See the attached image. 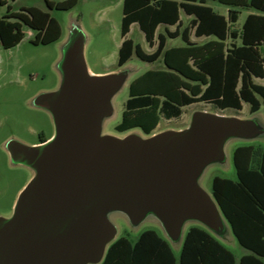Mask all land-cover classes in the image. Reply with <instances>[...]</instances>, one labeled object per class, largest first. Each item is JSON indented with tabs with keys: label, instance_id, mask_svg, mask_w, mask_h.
I'll return each instance as SVG.
<instances>
[{
	"label": "water",
	"instance_id": "water-1",
	"mask_svg": "<svg viewBox=\"0 0 264 264\" xmlns=\"http://www.w3.org/2000/svg\"><path fill=\"white\" fill-rule=\"evenodd\" d=\"M85 44L72 24L56 64L58 88L32 100L51 116L53 135L35 145L5 144L11 163L33 175L11 214L0 216V264H100L116 240L115 214L133 228L157 221L172 244L182 242L187 223L226 239L229 224L200 179L209 166L225 164L229 141L263 137L264 125L196 110L182 129L104 134L130 72L92 74Z\"/></svg>",
	"mask_w": 264,
	"mask_h": 264
},
{
	"label": "trees",
	"instance_id": "trees-1",
	"mask_svg": "<svg viewBox=\"0 0 264 264\" xmlns=\"http://www.w3.org/2000/svg\"><path fill=\"white\" fill-rule=\"evenodd\" d=\"M14 1V0H12ZM47 10L9 4L0 17V46L11 48L24 37L23 26L37 32L34 44H49L61 37V27L48 10H69L78 0H44ZM227 7L226 15L206 5V0H123L118 67L135 54L144 62L161 59L163 68L148 70L129 84L119 133L139 129L151 135L161 118H178L195 103L213 104L220 110H241L249 105L256 113L264 102V0H212ZM241 10L248 13L238 27ZM180 12L191 18L182 28ZM136 23L146 41L156 48L146 53L126 38ZM165 26L155 37L158 26ZM167 26H176L170 32ZM211 37L204 44L190 40ZM180 38L178 47L167 48L168 39ZM236 180L215 177L212 197L231 232L247 253L236 263L235 255L201 226L184 235L176 259L169 243L154 230L140 234L135 243L118 237L100 264H264V151L238 146L232 155Z\"/></svg>",
	"mask_w": 264,
	"mask_h": 264
},
{
	"label": "rangeland",
	"instance_id": "rangeland-1",
	"mask_svg": "<svg viewBox=\"0 0 264 264\" xmlns=\"http://www.w3.org/2000/svg\"><path fill=\"white\" fill-rule=\"evenodd\" d=\"M14 1L3 0L4 3L12 7V12L18 11L21 8L20 5L35 6L47 10L44 0ZM122 4L123 0H78L77 4L69 10H48L61 27V37L57 41L49 44H34L37 32L23 26L24 37L16 46L11 48L0 46V216L11 214V208H13L20 191L33 175L31 169L11 163L5 144L14 139L25 145H35L39 143V134L43 133L46 137L53 135L51 116L47 111L34 107L32 100L40 93L58 88L60 74L56 69V64L60 59L61 47L67 40L72 24H78L86 35L84 56L92 74L103 75L121 69H128L130 72L124 86L113 98L114 114L104 122L103 133L115 136H124L130 132L143 134L139 129L119 133L115 127L121 121L124 104L129 97L131 81L148 70L163 68V63L161 59L154 63L144 62L133 54L125 65L118 67V50L122 42ZM206 5L222 15L227 13V7L216 1L206 0ZM5 12L6 5L0 6V17ZM248 12H254V10H241L238 26L243 23ZM127 38L140 45L144 51H153L148 47L143 34L135 24L131 26ZM180 44L178 39H168L167 42L168 47ZM261 53L264 56V46L261 48ZM196 110L243 119L257 118L264 125V102L256 113H250L247 103L242 104L241 110H220L213 104L195 103L184 107L178 118L170 120L161 118L153 133L186 127L192 113ZM244 145H252L264 151V136L249 141L233 139L226 144L225 164L209 166L200 179V186L208 194H212L213 178L236 180L232 155L236 147ZM111 221L118 229L116 238L126 237L131 243H135L144 231L154 230L169 243L178 260L182 242L172 244L157 221L146 219L135 228L131 227L127 219L120 214L113 215ZM191 226H196V224L187 223L185 225L183 238ZM217 239L235 255L237 263L240 256L247 253L238 244L231 231L226 239Z\"/></svg>",
	"mask_w": 264,
	"mask_h": 264
},
{
	"label": "crops",
	"instance_id": "crops-1",
	"mask_svg": "<svg viewBox=\"0 0 264 264\" xmlns=\"http://www.w3.org/2000/svg\"><path fill=\"white\" fill-rule=\"evenodd\" d=\"M18 0H15L14 2H17ZM13 2V3H14ZM19 7H35V6H26V5H20ZM248 13H256L255 11L254 12H248ZM180 20H181V22H182V28L181 29H183L186 25H187V23L191 20V18L190 17H188V16H185L182 12H180ZM137 25L136 23H133L132 25ZM131 25V26H132ZM131 26H130V28H131ZM239 26H241V25H239ZM238 26V27H239ZM137 27H138V25H137ZM164 27L165 26H158L157 27V29H156V31H155V37H157V35H158V33L159 32H162L163 31V29H164ZM167 28H168V30L170 31V32H173V31H175V29H176V26H167ZM138 29H139V27H138ZM140 30V29H139ZM129 32H130V30H129ZM129 32H128V34H129ZM140 32L143 34V36H144V33L140 30ZM193 30H191V33H190V40L192 41V42H194V43H197V44H204L205 42H207V41H209L210 39H211V37H200V38H196L195 36H194V34H193ZM128 34L126 35V38H127V36H128ZM129 39V38H128ZM144 39H145V36H144ZM176 39H178V40H180V38H176ZM123 40V39H122ZM145 41H146V39H145ZM147 42V41H146ZM167 42H168V40H167ZM180 42H181V40H180ZM122 43V42H121ZM147 44H148V47L150 48V49H153V51L155 50V48H156V44H157V41H156V39H155V41H154V44L153 45H150L148 42H147ZM183 43L181 42V44L179 45V46H181ZM172 47H178V46H172ZM167 48H171V47H168L167 46ZM153 51H151V52H146V53H152ZM246 254V253H245ZM244 255V254H243ZM241 257V256H240ZM235 259H236V257H235ZM239 261V260H238ZM236 263H237V261H236Z\"/></svg>",
	"mask_w": 264,
	"mask_h": 264
},
{
	"label": "flooded vegetation",
	"instance_id": "flooded-vegetation-1",
	"mask_svg": "<svg viewBox=\"0 0 264 264\" xmlns=\"http://www.w3.org/2000/svg\"><path fill=\"white\" fill-rule=\"evenodd\" d=\"M50 137L51 136L46 137L43 133L39 134V143L44 142L45 140L49 139ZM11 211H12V208H11Z\"/></svg>",
	"mask_w": 264,
	"mask_h": 264
}]
</instances>
